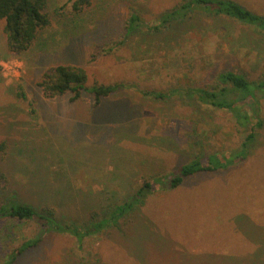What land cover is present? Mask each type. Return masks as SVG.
Segmentation results:
<instances>
[{
    "label": "rangeland",
    "instance_id": "374dc122",
    "mask_svg": "<svg viewBox=\"0 0 264 264\" xmlns=\"http://www.w3.org/2000/svg\"><path fill=\"white\" fill-rule=\"evenodd\" d=\"M46 1L51 24L24 54L8 50L0 20V171L7 181L0 199L28 189L27 176L48 194L81 189L77 206L71 193L51 197L58 218L68 219L80 217L82 203L125 202L145 180L156 191L136 212L131 233L110 230L87 238L82 249L74 237L50 233L14 264H264V100L262 126L254 120L246 130L232 113L183 90L164 100L140 93L208 87L226 70L262 77L264 36L206 15L152 33L148 25L182 0H90L81 12L73 10L77 0ZM238 1L264 14V0ZM132 14L142 21L134 31L127 28ZM58 65L84 69L89 88L121 90L98 107L89 90L77 101L47 98L38 84ZM253 126L246 159L196 173L178 188L155 183L194 158L231 154ZM38 231L33 221L0 220V264Z\"/></svg>",
    "mask_w": 264,
    "mask_h": 264
},
{
    "label": "trees",
    "instance_id": "16d2710c",
    "mask_svg": "<svg viewBox=\"0 0 264 264\" xmlns=\"http://www.w3.org/2000/svg\"><path fill=\"white\" fill-rule=\"evenodd\" d=\"M88 5H90V0H77L73 5V10L81 12ZM46 7V0H0V20L5 22L4 32L10 52L26 53L37 39L39 32L50 26L51 21ZM200 15L211 16L214 19H230L264 36V14L253 11L238 0H182L172 8L160 13L154 24L147 25L152 33L157 34L169 31L176 26L188 27ZM140 24L142 21L139 15L132 14L128 20L127 28L134 31ZM87 80L88 77L84 69L72 65H58L49 68L43 74L38 85L47 98L71 95V101H77L85 91L89 90L93 94L95 107L100 106L103 99L119 92L122 86L121 84L94 85L89 88L86 86ZM182 90L185 94L195 97L197 102L202 105L232 113L236 124L246 130L254 120H256L254 126L261 127L263 124L260 109L262 100H264V76L249 79L246 75L234 70H226L217 75L214 85L208 87L195 86L168 91L141 89L140 93L145 98L164 100L171 96L174 97L176 94L181 95ZM19 95L26 98L24 92ZM254 126L240 147L231 154H209L205 159L194 158L180 168L178 175L171 178H154L155 183L164 184V188L165 186L170 189L178 188L186 179L196 173L228 169L246 159L256 138ZM5 149L6 143H0V153H3ZM39 180L36 182L33 176H27L25 186L28 189L22 193L14 191L6 200L0 199V220L15 218L22 221H33L39 228L33 238L25 241L19 249H15L9 255L5 264H14L18 256L39 245L50 233L68 234L75 238L78 248L82 249L84 241L89 237L110 230L124 233L135 228L138 223L135 220L138 219L136 212L141 211V208L149 200V196L156 191L153 182L145 180L142 185L133 189L130 198L123 203H105L102 200L97 206L89 204L87 207L82 203L79 206L80 217L65 219L58 218L56 209L51 206V204H55L51 197L56 194L70 196L71 193L74 199L73 203L77 206L76 195L80 196L82 190L68 187L59 189L60 191H54V189L52 194H48L42 191L45 189H41L37 185ZM6 184V177L0 171V189ZM34 185H36V191ZM84 195L85 201L88 202V194ZM35 197L38 199L36 200Z\"/></svg>",
    "mask_w": 264,
    "mask_h": 264
}]
</instances>
